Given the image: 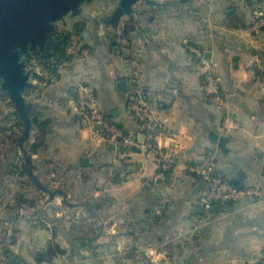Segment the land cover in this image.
I'll return each mask as SVG.
<instances>
[{"label":"crops","instance_id":"crops-1","mask_svg":"<svg viewBox=\"0 0 264 264\" xmlns=\"http://www.w3.org/2000/svg\"><path fill=\"white\" fill-rule=\"evenodd\" d=\"M145 3L151 8L154 0H146ZM182 3L186 6L176 8L175 19L182 26L195 24L197 21L202 26L194 32L189 31L183 39L177 37L176 43L184 48L195 63H201V67L204 65L194 49L201 50L207 62L213 61L215 57L220 58L225 78L223 82L219 80V85L224 93V100L222 103L215 101L213 88L206 79V71L196 75L194 68H178L187 75L195 76V86L189 87L186 92H180L179 96L182 108L180 119L191 122L196 139L187 149L181 150L179 155H173L175 168L169 174L160 165L152 170L154 183L151 176L140 175L151 167L145 164L149 154L154 156L153 163L159 161L152 150L120 149L96 136L94 143L99 144L96 151L89 148L82 153L88 157V164L63 166L62 149L69 151L72 144L69 137L58 131L77 124L81 128L85 126L78 113L72 114L77 108L76 90L68 89L67 96L63 95L65 89L61 87V79L64 72L73 70V60L87 57L96 61L101 68L121 64L125 69L131 70H117L111 93L104 91L101 96L96 89L95 91L103 113L113 123L126 134H142L141 123L128 107L129 92L120 90L117 82L127 80L129 87L130 78H135L141 64L146 69L150 68L152 65L145 63V60L151 61L153 55L159 52L161 41L153 36L145 39L142 19H138L143 18L146 12L138 13L134 5L132 14L113 20L118 0H101L100 10L93 9L88 17L95 19L99 16L103 22H107L110 17L111 24L100 26L98 35L90 29L89 22L84 24L86 29L82 31L83 39L75 54L62 65L58 76L45 84L41 92H28L29 96L37 95L33 115L36 114L43 121L45 129L41 135V146L36 152L30 154L28 151V144L35 139L34 127L32 132L35 134L25 148L33 159V173L37 179L45 180L46 183L49 181L53 188L47 189L45 199H41L39 203H18L17 195L23 193L26 196L23 186L30 174L28 171L27 175L21 173L24 159L22 160V156H15L17 152L22 155L15 139L10 141L8 137L3 140L0 143V148L3 149L0 154V227H3L7 235V225H16L25 218L27 231L24 234L27 243L34 245L28 253L34 264H57L58 260L60 264H88L89 261L91 264H154V257L145 252L148 247L155 248L157 252L165 251L174 264H264V245L258 251L255 250V241L264 240V217L250 216L246 212L249 205L259 201L244 198L243 203L239 200L206 210L202 204L205 187L192 170L193 165L200 161L194 157V153H197L202 140L206 138L217 145L219 154L225 158L224 164L234 169V172H230L218 168L216 171L220 175L239 186L259 184L264 188V167H253L245 158L235 154L229 157L227 144L232 142V138L222 136L219 130L229 116L233 121L236 120L238 113L233 108H238L248 116L264 117V29L255 35L248 23L252 12L264 6V0H243L242 4L240 0H216L218 7L211 13L208 12L207 4L197 7L192 0H182ZM205 14L216 18L211 24L205 23ZM155 22L156 15L153 11L147 15V23ZM62 25H56L55 32L68 30L72 32L70 37L75 36V31L72 30L74 26ZM215 75L218 77L217 72ZM240 77L247 78L243 90L235 86ZM141 91L142 98L150 105L149 89L141 88ZM161 96L162 104L158 105L157 110L166 111L171 108L174 99L169 101L164 93ZM69 97L74 101L75 108L69 109L65 116L63 109L67 107ZM45 100L47 103H43ZM3 125L0 130L10 134V129L6 130L5 124ZM211 132L217 134V140L211 139ZM76 135L78 138L79 134ZM220 137L226 138L223 147L219 143ZM186 140L187 137L182 138L179 143ZM11 153L19 161L18 172L12 171L14 167L11 162L15 160L10 159L13 156H5ZM207 153L205 150L200 155ZM140 155L145 160L133 159ZM103 156H112V159L102 160ZM252 159L264 160V151L257 148ZM218 163L220 161L216 160V164ZM100 177H103L102 184L98 182ZM137 177L139 189L136 186ZM13 178L16 181L10 183ZM157 185H166L172 191L162 193L156 189ZM106 187L110 191L98 197L93 195ZM6 195L11 199L10 204L1 203L6 200ZM58 199L59 206L55 203ZM113 208L116 209L117 219L122 221L119 225H116V220L109 219L113 215L109 210ZM158 208L159 212L156 211ZM65 209L68 210L65 215L56 214ZM81 209L89 218L95 220L103 217L107 223L101 222L98 227L86 228L84 219L79 223L76 221ZM114 225L116 230H113ZM21 232L19 227L12 228V244L16 243L17 234ZM37 232L46 235L41 236L38 241ZM109 233L111 235L106 243H98ZM36 244L40 246L36 247ZM57 246L62 252L55 251ZM4 256L6 264H11V250L7 246ZM16 264L23 262L16 261Z\"/></svg>","mask_w":264,"mask_h":264},{"label":"clouds","instance_id":"clouds-1","mask_svg":"<svg viewBox=\"0 0 264 264\" xmlns=\"http://www.w3.org/2000/svg\"><path fill=\"white\" fill-rule=\"evenodd\" d=\"M240 2L242 4L243 0H240ZM192 3L197 7L207 4L209 13L213 12V10L218 7L216 0H192ZM135 6L138 13L146 12L143 18L138 17V19H142L145 39H147L148 36H153L154 39L161 41L159 52L153 55L151 61L145 60V63H150L152 66L146 69L144 65L141 64L139 72L135 74V79L139 85L137 90H139V88L149 89V99L151 100V104L145 106L152 110L150 121L152 136L157 143L156 151L167 149V156H164L163 153H161V155L162 158L169 159L173 155H179L181 150L187 149L191 145V142L196 139V134L192 133L191 122L180 119L182 108L179 96L180 92H186L189 87L195 86V76L187 75L179 71L178 68H194L196 70V75H199L200 72L211 69L218 73V80L221 82H223L225 78L224 68L220 63L219 57H215L211 62H204L202 57H200V54L197 53L196 55L200 57L201 62L204 65L201 67V63H195L192 57L187 55L184 48L176 43L177 37L183 39L189 31L194 32L197 28L202 26L200 21L188 26H182L179 21L175 19L176 8L186 6L182 3V0H154V4L151 8L146 5L145 0H135ZM153 11L156 15V22L148 24L147 15L152 14ZM215 18L216 17L212 15L205 14L203 20L205 23L211 24ZM184 43L186 44L187 41L185 40ZM17 55H21V53L17 52ZM161 57H163V59H161ZM72 65L73 70L71 72L66 71L62 74L61 87L65 89L63 92V95L65 96H67L68 89H79L81 95L90 94L92 89H96L101 96L104 94V91L111 93L117 70L122 72L131 71L130 69H125L121 64H117L115 67L107 65L104 68H101L96 61L90 60L87 57L73 60ZM17 67L20 69L18 76L9 77L7 74H0V89H9L13 98L16 100L20 111L24 114L25 119H27L28 109L31 106L30 100L35 99L34 94L32 96L27 94L30 89L38 87V82L35 79H29L22 70L23 66L19 60L17 61ZM246 83L247 78L240 77L235 86L243 90ZM161 93H164L169 101L174 99L171 108L166 111L157 110L158 102H162L163 99ZM37 103L40 102L37 101ZM43 103H47V101L45 100ZM99 106L98 103H93L92 105L93 109H96ZM73 108H75V103L72 98L69 97L68 105L63 109V114L67 116L68 110ZM233 110L238 113L236 120L233 121L231 116H229V119L225 122L224 126L219 129L222 136L232 138V142L227 144L229 157H232L233 154H235L245 158L247 163L251 164L253 167H264V160L255 161L252 159L257 148L264 151V117L245 115L238 108H233ZM79 112L80 109L76 108L75 112L72 114L76 115ZM85 119L87 120V118ZM58 131L61 135L69 137L72 144L69 151H64L62 149L61 156L64 160L63 166L88 164V157L82 155V153L89 148H91L92 151H96L99 147L98 143H94L96 134L93 132L92 122L87 121L83 128L77 124L72 128L58 129ZM77 133L79 134L78 138L76 135ZM185 137H187V140L182 144L179 143V141ZM125 143H128V141ZM174 144L176 145L175 147L173 146ZM205 150L208 151L211 160L220 161V163L214 164L211 163L210 160V166L208 167L209 172L218 168L234 172V169H231V166L224 164L223 161L225 158L219 154L217 145L210 143L206 138L202 140L201 147L198 149L197 153H194V157L197 160L204 159L200 153L205 152ZM101 159L111 160L112 156H103ZM121 159H123V157H121ZM133 159L145 160L143 155L135 156ZM153 160L154 156L149 154L145 164L150 165L151 167L148 171L142 172L140 175L151 176L154 183L155 177L152 176V170L159 166V161L153 163ZM239 166L243 167V164H240ZM181 167H183L182 164ZM201 171L203 170L201 169ZM161 175H163V173H161ZM98 182L102 184L103 177H100ZM173 183H175V180H173ZM136 186L137 189H139V177H137ZM156 189L162 193L172 191V189L166 185H157ZM106 191H110V188L106 187L102 192L94 193L93 195L97 197L102 196ZM243 201L244 196L241 194V203H243ZM55 203L59 206V199ZM109 211L113 213L109 219L116 220V225L122 223V221L117 219L115 215V208L110 209ZM156 211L159 212L160 209L158 208ZM67 212L68 210L65 209L63 212H58L56 214L65 215ZM246 212L250 216L264 217V195H261L257 204L249 205ZM26 216L27 213L25 214V217ZM82 219L86 221V228L87 226L98 227L101 222L107 223L103 217L95 220L89 218L83 209L77 213L76 221L79 223ZM7 227L9 229L7 235L3 231V227H0V264H6L4 256L6 246L11 250V264H16V261H21L23 264H34V261L28 254L29 249L33 248L34 245L27 243L24 234L27 231L25 218H22L18 224L7 225ZM13 227H19L22 229V232L17 234L15 244L10 242ZM113 230H116L115 225ZM43 235L46 234L37 232V240L39 241ZM110 235L111 233L106 235L101 241H98V243H106L110 238ZM253 240H255V238H253ZM167 243L168 241L166 240L165 244ZM261 245H264V240L255 241V250L258 251ZM39 246V244H36V247ZM160 247L163 248V246ZM148 254L154 257V264H160L161 261L163 264H174V261L168 259L165 251L157 252L155 248H153ZM57 264H60L59 260L57 261ZM88 264H91V261H89Z\"/></svg>","mask_w":264,"mask_h":264},{"label":"built area","instance_id":"built-area-1","mask_svg":"<svg viewBox=\"0 0 264 264\" xmlns=\"http://www.w3.org/2000/svg\"><path fill=\"white\" fill-rule=\"evenodd\" d=\"M248 23L250 30L255 35L259 34L264 29V6L262 8L255 9L252 12ZM79 43L80 37H70L65 47L64 57L61 58L60 61H63L66 57L68 58L70 54L73 55L79 47ZM194 52L195 54L199 53L202 60L207 62L205 61L204 54L201 50L194 49ZM66 61H64L61 65H63ZM206 73L207 80L213 88L212 92L214 93L215 101L222 103L224 97L220 90L218 77L211 69L206 71ZM137 89L138 87H134L129 92L128 107L136 120H140L143 128L142 134L140 135H143V138H141L138 134H126L103 113L100 106L93 109V103H98L100 105L95 89H92L90 94L84 95H81L79 89L76 90V106L80 109L79 115L84 124H86L87 121L92 122L93 132L96 134V137L109 141L120 149L122 148L130 151L135 148H145L152 150L158 157L160 167L164 170L173 171L175 168L173 156L169 159H164L162 158L161 153H163L164 156H167V149L156 151L157 143L152 136L150 121L152 110L145 106L149 104L142 98L140 89ZM85 118H87V120ZM126 141H128V143H125ZM203 157L204 159L193 165L192 170L196 177L201 182L206 184L202 194V204L206 210H211L216 205L225 206L229 202L239 201L241 200V194H243L244 198H253L258 201L260 200L261 195H264V188L259 184L239 186L226 177L220 175L216 169L209 172L208 167L210 166L209 161L211 160V157L209 156V153L205 154ZM211 163L216 164V160H211ZM201 169L203 171H201ZM152 249L153 248L150 247L146 248V254H148Z\"/></svg>","mask_w":264,"mask_h":264},{"label":"water","instance_id":"water-1","mask_svg":"<svg viewBox=\"0 0 264 264\" xmlns=\"http://www.w3.org/2000/svg\"><path fill=\"white\" fill-rule=\"evenodd\" d=\"M83 1L85 0H0V74H7L9 77L18 76L20 69L17 67V61L19 60L23 66L22 70L30 79V72L26 70L28 61L26 57L34 51L41 52V59H48L58 45L54 35L56 21L67 13L78 14L79 6ZM134 5L135 0H118L112 19L116 20L122 15L132 14ZM83 27L84 25H81V28ZM17 52L21 55H17ZM117 85L122 91L128 90L127 80H119ZM3 90L8 93L24 123V130L17 141L26 158L28 172L33 177L31 156L24 145L30 137L32 128L31 106L25 119L9 89L3 88ZM140 137L143 138V135ZM210 137L212 140L218 138L214 132L210 133ZM225 142V137L219 138L222 147ZM202 183L206 187V184Z\"/></svg>","mask_w":264,"mask_h":264},{"label":"rangeland","instance_id":"rangeland-1","mask_svg":"<svg viewBox=\"0 0 264 264\" xmlns=\"http://www.w3.org/2000/svg\"><path fill=\"white\" fill-rule=\"evenodd\" d=\"M100 3H101V0H85V1H83L81 3V5L79 6L78 14H73V13L65 14L63 16V18L56 21L55 26L57 25V27H58L62 24H63L62 27H66V26L73 27L74 26V28L72 30L75 31V36L80 37V40H82L83 39V36H82L83 32L82 31L85 30L86 28H84V27L81 28V25H84V24L89 22L90 23V29L93 30L98 35V31H99L100 26L103 27L104 25L111 24L110 19H109L110 17H108L107 22L105 21L106 23L103 22V19L99 18V16L96 17L95 19L88 17V16H91L89 13L93 9H99L100 10V8H101ZM76 27L80 28V31H77ZM39 53L40 52L32 51L30 53V55H28L26 57L28 60L26 70L30 72V80L36 78L35 80L38 82V87L30 89L29 92L32 91V93H36V94L42 91V88L45 86V84L50 83L54 78H56L58 76V71L62 67L61 64L64 61L69 60L75 54V53L73 55L70 54L68 56V58L67 57L64 58L63 61H58L56 63L57 64V66H56L57 72L51 73L45 68L44 64H42L40 62V60L37 58V54L39 55ZM134 87H139L138 82L136 81L135 78H130V84L128 87V92H130L132 90V88H134ZM139 89H140V92L142 94L141 88H139ZM220 90L222 92L221 87H220ZM36 94L34 95L35 99L37 97ZM212 94H214V93L212 92ZM222 94H224V93H222ZM35 99L30 100V105H31L30 115H33V112H34L33 108H34V100ZM159 104H162V103L158 102V105ZM16 114L19 115L14 104L10 100L8 93L6 91H4L3 89H0V129L4 127L3 124H5L6 130L13 128L12 129L13 131L11 132L12 134H8L7 132H3L2 130H0V143H2L3 140H7L8 137H10V139H11L12 136L17 141L19 136L22 134V132L24 130V123L21 120V118H19V120H18V117ZM81 121L83 122L82 118H81ZM138 121L140 122V120H138ZM31 122H32V117H31ZM33 127H34V125L32 123L30 137L25 141V143H24L25 146H26L27 142L29 140H31V138L33 137V134H35L34 132H32ZM2 151H3V149L0 148V154L3 153ZM8 152H10V151H8ZM7 153H5V154H7ZM5 156L8 158H11L13 156V154L11 153L9 156L8 155H5ZM15 156L20 157V158L22 156V160L23 159L24 160H23V163H21V164L25 167V169L27 171L28 164H27V161H26L23 153L21 155L19 152H17ZM13 160H15V161H13ZM31 160H32L31 172H32L34 179H33V177H30L28 175L31 182H29V180L26 179V181L24 182L25 186H23L24 187L23 192H26L25 198L27 199V202H24V203H27V204H30L31 201H32V203H39V201L41 199H45L46 194H47L46 190L51 189V187L53 188V185H51V183L49 181H48V183H46L45 180L41 181V180L37 179V176L35 175V173H33L34 172V164H33L32 157H31ZM10 161H13V162H11V164L14 165V168L12 169V171L18 172L19 170L17 171L15 169L16 167H15L14 162H16V161L19 162V161L17 159H14V156H13V159L12 158L10 159ZM25 162H26V165H25ZM13 181H16V178L11 179L10 183ZM43 192H44V194H43ZM6 200L1 202V203L10 204L9 202L11 201V199H8L7 195H6Z\"/></svg>","mask_w":264,"mask_h":264},{"label":"trees","instance_id":"trees-1","mask_svg":"<svg viewBox=\"0 0 264 264\" xmlns=\"http://www.w3.org/2000/svg\"><path fill=\"white\" fill-rule=\"evenodd\" d=\"M77 29V31H80V28H78V27H76ZM71 33L72 32H70V31H68V30H63V31H56L55 32V37H56V39H57V42H58V45H57V47H56V49H55V51L52 53V55L48 58V59H46V60H43V59H41L40 58V56L37 54V58L40 60V62L42 63V64H44V66H45V68L49 71V72H51V73H56L57 72V68H56V66H57V62L58 61H60V59L64 56V54H65V47H66V45H67V43H68V41H69V38H70V35H71ZM17 115V117H18V120H19V115L18 114H16ZM32 123H33V125H34V128L36 129V134H35V139H34V141L33 142H31L30 144H28V151H29V153L30 154H33L34 152H36L38 149H39V147L41 146V142H42V137H41V135H42V132L44 131V129H45V124L43 123V121H41L38 117H37V115L36 114H34V115H32ZM13 128H10V131L12 132L13 130H12ZM10 134H12V133H10ZM14 140V137L12 136L11 137V139H10V141H13ZM15 144L17 145V147L19 146V144H18V141H16L15 140ZM14 164H15V169L18 171V170H20V166H18V162L16 161V162H14ZM13 167H14V165H13ZM18 167V168H17ZM27 171H28V169H27ZM166 174H169L170 173V171L169 170H165L164 171ZM21 173L22 174H26L27 172H26V169H25V167L23 166H21ZM27 175V174H26ZM28 180H29V182H31L30 181V179L28 178ZM16 201L18 202V203H24V202H27V199L25 198V195L23 194V193H21V194H19V195H17L16 196ZM30 203V202H29ZM30 204H34V203H32V201H31V203ZM55 251H58L59 253H60V251L62 252V250H61V248L60 247H56V249H55ZM54 251V252H55ZM53 254V253H52Z\"/></svg>","mask_w":264,"mask_h":264},{"label":"flooded vegetation","instance_id":"flooded-vegetation-1","mask_svg":"<svg viewBox=\"0 0 264 264\" xmlns=\"http://www.w3.org/2000/svg\"><path fill=\"white\" fill-rule=\"evenodd\" d=\"M41 52L39 53V56H40Z\"/></svg>","mask_w":264,"mask_h":264}]
</instances>
